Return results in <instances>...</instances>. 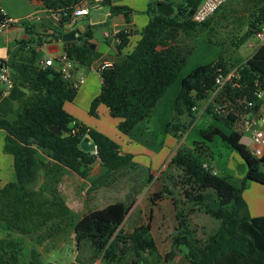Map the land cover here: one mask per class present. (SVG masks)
Returning a JSON list of instances; mask_svg holds the SVG:
<instances>
[{"label":"trees","instance_id":"obj_1","mask_svg":"<svg viewBox=\"0 0 264 264\" xmlns=\"http://www.w3.org/2000/svg\"><path fill=\"white\" fill-rule=\"evenodd\" d=\"M39 1L46 9L60 11L59 20L54 24L50 22L48 28L53 38L61 37L67 27L75 25L73 8L82 0ZM202 1L150 0L146 9L148 21L130 50L124 51L129 44L130 31L115 33L116 54L110 60L112 64L100 74V91L89 106L91 115H96L97 107L104 105L111 117L119 119L117 129L125 135L148 116L177 80L193 50L195 44L183 43V36H191L199 25L204 26L205 21L196 23L192 20L193 12ZM100 2L109 4L112 15L122 13L128 19L131 13L128 6L113 4L112 0ZM156 3H170L174 12L163 16L156 11ZM103 25L105 23L86 24L80 43L62 42L67 56L78 64H90L97 52L89 48L88 40L95 29ZM258 25H264V3L258 7L254 23L238 38V45L245 43ZM82 43L87 45L82 46ZM34 62L35 51L28 50L9 64L14 86L9 95L10 101L0 108V129L6 133L4 148L13 157L15 174V181L0 189V220L15 229L19 228L22 217L20 208L30 196L46 157L84 179L88 177L91 166L98 161L102 171L94 177L92 182L95 184L107 181L110 174L133 166L131 154L120 153L115 141L80 124L65 110L64 103L75 98L76 89L64 81L54 68H40ZM234 67L239 73L238 85L231 87L226 83L219 93V97L224 99L213 100L232 103L235 113H240L243 108L236 100L246 99L253 102L248 112L254 110L257 113L261 108L264 112V98L259 99L253 94L256 88L264 91V47L258 46L243 62L228 66L223 58L218 57L185 75L174 99L175 116L167 122L166 132L177 138L184 131L187 125L180 121V116L185 110L193 123L197 116L192 107L210 98L219 73L226 75ZM15 100L18 102L16 106L13 104ZM205 111L214 121L199 129L202 141H194L190 150L177 149L169 164L180 170L178 177L184 198L217 220L218 226L201 244L191 241L184 234L174 236L172 243L175 247L183 245L187 248L185 257L188 264H264V215L251 216L242 197L248 181L264 185V154L256 157L248 145L240 142L243 134L233 128L238 114H216L209 104ZM215 122L222 123L230 131L225 132ZM50 125L57 126L62 135L51 132L48 129ZM76 128L77 131L72 133ZM214 137H219L244 161L246 172L239 185H234L228 176L214 172L210 165L212 152L206 142ZM88 139L95 143L96 152L81 150L80 141ZM165 192L167 188L163 187L153 194L151 211ZM127 212L128 206L122 201L87 211L73 227L76 246L89 239L95 248L104 249L107 255V242L122 225ZM149 230L148 225L140 223L129 235H118L123 245L129 241L134 258L129 261L114 255L109 264H142L143 253L155 249ZM174 255L172 250L169 256ZM0 264L19 262L0 253Z\"/></svg>","mask_w":264,"mask_h":264},{"label":"rangeland","instance_id":"obj_2","mask_svg":"<svg viewBox=\"0 0 264 264\" xmlns=\"http://www.w3.org/2000/svg\"><path fill=\"white\" fill-rule=\"evenodd\" d=\"M1 1L10 15L14 11L23 9L21 4L13 0ZM263 3L264 0H227L208 20H205L204 26L199 25L191 36H183V43L195 45L179 75L184 74L195 64L218 57L223 58L228 66L243 62L250 57L257 47L258 41L255 34H251L249 39L240 45H238V38L250 28L251 23H254L258 7ZM89 9L88 18L94 19L97 21L96 25H99L105 21L104 12L109 9V4L98 0L92 3ZM141 9H144V6ZM249 43H252V46ZM179 85L180 81L176 80L166 91L161 102H167L168 98L171 99ZM70 104L69 102L65 105L71 109ZM202 105V102L198 103V111L201 110ZM170 112L171 108L168 109V116ZM84 114L91 118L94 116L89 111ZM174 116L172 112L171 118ZM180 118V121L187 127L176 140L166 143V146L154 155H151L152 147H144L148 152L140 154L137 161H133L131 168L110 174L107 181L114 180L115 183L102 189V193H97L99 191L97 186L102 181L98 184L92 182L96 174L102 171L98 161L91 166L89 171V174L92 173L91 177L88 175L83 181L73 182L72 175L79 178L77 175L46 157L45 160L48 162L46 161L40 167L32 192L24 206L20 208L22 217L19 221V228L9 227L0 220V253L2 256L16 258L19 264L31 262L33 264H91L101 256L106 264H109L114 255L115 257L123 256L131 261V258H134L131 245L129 241L123 245L118 235L127 236L132 233L135 226L142 223L149 226V232L155 242L154 250L143 253L142 264H188L185 257L187 248L183 245L175 247L172 243L173 237L184 234L191 241L201 244L216 229L218 221L184 198L178 177L180 170L170 165L169 160L177 149L190 150L194 147V141H202L199 129L206 127L214 120L206 111H202L193 123L190 122L186 110ZM91 120L97 122L95 117ZM108 120L111 119L102 115L98 123L109 127L106 122ZM114 120L117 119L114 118ZM218 125L225 132L230 131L222 123ZM238 125L240 123L235 122L233 128L236 129ZM122 134V138H126ZM111 135L110 139L117 143L120 142L116 136ZM176 143L177 145L174 146ZM206 144L211 149L214 159L212 161L219 171L218 174H230L228 176L230 181L234 185H239L245 176L246 165L238 153L224 145L219 137H214ZM170 154L171 156L167 158ZM146 165H150V169L154 171H147ZM129 169L131 171L136 169V173L134 171L130 175L129 171L126 172ZM163 187L167 188V192L163 193L162 199L156 201L151 211L150 199ZM84 190H86L84 193H80ZM242 197L251 216L259 211L264 213V185L248 181L242 191ZM114 201L126 203L127 214L131 210L135 211H133L132 218L123 222L108 240L106 247L109 253L106 255L104 249L95 248L89 239L76 246L73 227L79 218L89 210L101 208ZM135 201L137 207L131 209ZM172 250L175 255L170 257Z\"/></svg>","mask_w":264,"mask_h":264},{"label":"crops","instance_id":"obj_3","mask_svg":"<svg viewBox=\"0 0 264 264\" xmlns=\"http://www.w3.org/2000/svg\"><path fill=\"white\" fill-rule=\"evenodd\" d=\"M13 1L18 4H21L23 6V9L20 11H14L12 15H10L7 7L3 6V3L0 0V7H2L5 12L10 15V17L16 20L15 23H13L8 29H6L3 33L0 34V59L6 60L9 65L11 62L25 55L28 50H33L35 51L34 64L37 65L38 59L46 58L49 56H56L60 54L63 51V44L57 42L55 38L50 35L52 31L48 28L51 21L47 17L46 8L41 4V2L39 0ZM149 1L150 0H112L113 4L128 6L131 9V13L128 15V19H126V17L122 13L112 15L110 14L109 9L107 10V12H104L105 25L96 28L93 36L88 40L89 44L95 45L94 49L97 52V56L93 60H91L90 64L88 65L78 64L75 61L73 62L71 71L72 77L74 79L83 77L84 81L76 88V96L72 101H70L71 109L66 107L65 105L69 102L64 103L65 110L80 124H83L88 128L97 130L105 134L107 137L112 136L111 134L116 136V138L120 140L119 143L116 142L119 145V152L122 154H131L132 162L137 161L140 154L148 152V150H146L144 147H152L151 155H154L155 153H159V151L164 148V146H166V143H171V141L176 140L174 136L166 132L165 127L172 116V106L174 104L175 99L174 97L178 94L180 90V85L179 87L177 86L176 93L171 99L168 98L167 102H161V98L155 105V107L150 111L148 116L136 124L130 134H122L126 136V138H122L121 133L117 129V123L119 119L115 118L117 120H114V118L108 114L107 108L104 105H99L96 110V115L93 116L95 117L97 124L94 122V120H91L93 117L91 118L85 115L84 113H88L92 99L100 91L101 77H99V75L96 73L95 68L97 67L99 62L103 60H111L116 54V40L114 36L115 33L119 30L130 31L131 36L129 37V44L127 48L124 49V51L130 50L140 37L139 31L148 21V14L146 12V9ZM95 2H98V0H82L80 2V5L82 7H86L88 13L86 15L79 16L77 18L76 24L67 27L68 29H66L65 31H68L71 28H75L79 24L84 25V27L86 24H97V21L88 18L90 14L89 6ZM143 6L144 9L140 10V8H143ZM37 16H40V19H37ZM52 24L54 23L52 22ZM97 33L100 34L98 37L96 36ZM249 45L252 46V43H249ZM258 46L259 44L257 42L256 49L258 48ZM213 60L215 59H211L204 63ZM204 63H198L193 65L188 70H186L184 74H181V76L179 75L177 80L181 81V79L185 75H187L192 69ZM9 101L10 97L8 96L2 102H0V108L3 107ZM13 103L15 104V106L18 105V102L16 100L13 101ZM170 108L171 112L168 116L167 112ZM102 115L104 117H108V119H111L106 121L109 127H106L105 125H100L98 123ZM212 122L213 121H211V123ZM217 123L218 122H215V124L219 126V123ZM5 136V131L3 129H0V189L3 188L7 183L15 181L13 157L4 148ZM243 137L249 139V136L245 134L243 135ZM176 145L177 143L174 146ZM248 146L249 148L251 147L250 140ZM171 154L168 155L167 158L171 156ZM212 160H214L213 157L210 160V165L215 169L218 174L219 171L213 164ZM141 161L145 162V160L143 159H141ZM149 163H151V161H149ZM146 166V168H148L147 171H154L150 169V165ZM127 171H129L128 173L130 175L132 172L134 173V171L136 173V169L132 171L129 169L126 170V172ZM72 173L75 174L74 172ZM100 173L101 172H98V174ZM225 175L230 176V174L228 173H226ZM91 176L92 173L89 174V177ZM78 177L79 178L72 175L71 179L73 180V182L84 180V178H81L80 176ZM113 183H115L114 180L102 181L99 186H97V189L99 190L97 191V193H102V189L106 188L107 186ZM85 191L86 190L81 191L80 193H84ZM136 201L131 205V209L137 207L135 204ZM133 211L131 210L125 216L123 222H125L126 220L129 221V219L132 218ZM260 215H264V213H260L259 211L254 215L252 214V216Z\"/></svg>","mask_w":264,"mask_h":264},{"label":"built area","instance_id":"obj_4","mask_svg":"<svg viewBox=\"0 0 264 264\" xmlns=\"http://www.w3.org/2000/svg\"><path fill=\"white\" fill-rule=\"evenodd\" d=\"M227 0H203L200 5L196 8V10L192 14V20L196 23H202L206 19H208L213 13L218 10ZM88 10L86 7H82L80 4L74 6L72 16L73 23L77 21L79 16L86 15ZM46 15L51 22H57L60 18L59 10L46 9ZM40 19V16L36 17ZM16 20L10 17L5 10L0 7V34L3 33L6 29H8ZM76 24V23H75ZM255 37L258 41L259 46L264 47V25H258L254 30ZM115 36V35H114ZM57 42L62 43L61 37L55 38ZM117 42V38L115 37ZM73 60L70 59L66 52L63 50L60 54L56 56H49L46 58L38 59L37 66L40 68L51 67L59 72L61 78L66 81L70 86L76 89L80 84L83 83L84 78L80 77L78 79H74L72 77V65ZM110 60H103L98 63L95 68L96 73L99 75L103 69L109 67L111 65ZM220 71V69H219ZM239 73L237 71V67L230 69L226 75L219 73L214 80L215 89L211 92V96L208 100L202 101L201 110H197L196 106L192 107V110L197 113V116L201 114L202 111H205L207 104L210 105L211 110L216 114H226L228 112H232L234 114H238V124L235 130L242 133L243 135H249L250 140V151L256 157H261L264 154V127L261 123L264 122V112L263 110H259L257 113L253 110L252 112H248L250 108L253 106V102L246 99H237V104L241 106L243 109L239 111L240 113H235L232 103H227L226 101H214V98H219V100H223L224 98L219 97V93L222 91L224 85L229 83L231 87H236L238 85ZM13 79L11 68L6 62V60L0 59V102H2L5 98H7L13 88ZM253 94L259 98H264V91L260 88H256L253 91ZM210 102V103H209ZM255 116L257 118H255ZM258 119L260 122H258ZM77 128L72 130V133L76 132ZM247 135V136H248ZM88 141H90L88 139ZM206 166V164H203ZM214 172L215 169H214ZM91 264H106V262L102 259V256L99 259L94 260Z\"/></svg>","mask_w":264,"mask_h":264},{"label":"water","instance_id":"obj_5","mask_svg":"<svg viewBox=\"0 0 264 264\" xmlns=\"http://www.w3.org/2000/svg\"><path fill=\"white\" fill-rule=\"evenodd\" d=\"M156 11L158 13L162 14L163 16H170L174 12V7L170 3H156ZM84 28H85L84 25L79 24L77 27L71 28L70 30L65 31L61 35L62 41L63 42L80 43L81 39H82V34L84 31ZM99 35H100L99 33L96 34L97 37ZM86 45H87L86 43H82V46H86ZM88 46L90 49L95 48L94 44H89ZM255 118H257V117L255 116ZM258 122H260L259 119H258ZM261 124L264 127V122ZM48 129L58 136L62 135V131L55 125L48 126ZM240 142L248 145L249 139L246 137H243ZM79 146H80L81 150H83L84 152H89V153L96 152V145L93 141L82 140V141H80Z\"/></svg>","mask_w":264,"mask_h":264}]
</instances>
